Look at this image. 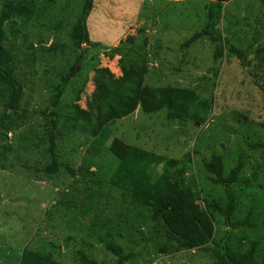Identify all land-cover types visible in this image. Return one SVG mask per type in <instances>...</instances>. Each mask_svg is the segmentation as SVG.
I'll use <instances>...</instances> for the list:
<instances>
[{
  "label": "rangeland",
  "instance_id": "374dc122",
  "mask_svg": "<svg viewBox=\"0 0 264 264\" xmlns=\"http://www.w3.org/2000/svg\"><path fill=\"white\" fill-rule=\"evenodd\" d=\"M62 1L57 0L56 3ZM84 2L73 0L66 5L63 2V15L56 10L54 14L49 11L45 19L48 25L59 22V19L64 20V31L43 28L42 20L28 23L24 28L15 22L11 29L16 34L8 41L17 57L12 72L24 87L22 106L15 115L25 119V122L14 119L12 125L18 129L0 132V264H16L23 248L37 250L45 243L56 246L53 242L56 231H50V235H47L45 228L53 223L62 229V222L48 220L52 209L84 205L92 214L100 211L103 220H116L119 214L116 208L121 199L117 191L106 185H102L103 189L93 185V189H89L91 184L81 180L78 174L70 177L64 168L58 177L53 178L42 171L36 172L34 168L40 170L41 165H45L46 146L40 143L39 148L27 150L19 147L25 146L22 140L24 135H29L28 139L32 141L30 145H36L38 138L42 137L39 129L55 121L59 136L62 135L57 141V154L62 156V166L78 169L87 157L92 140L80 131L66 134L60 123L75 103L85 108L94 89L91 79L95 67L107 68L114 77L121 75V62L135 68L144 67L147 70L145 85L148 87L192 89L200 97L213 100V109L202 126L167 122L165 110L155 115L139 110L114 122L109 126L110 134L106 136L105 144L97 148L96 161L103 166V177L95 175L94 178H86L88 180L103 181L106 172L114 168V157L121 155L120 148L113 143L114 138L175 160L190 154L194 163L190 164L187 177H192L196 167H201L202 160L207 159L210 153L222 154L224 159L230 160L224 165V172L227 173L231 161L234 164L240 151L244 150V140L264 143V129L261 127L264 124V65L255 54L257 49L264 48L262 0H234L226 4L216 29L224 41L244 53V65L227 51L224 58L214 61L212 55L216 44L208 37L199 39L190 47L185 46L206 26L207 0H96L86 28L89 40L97 46L91 48L82 45L75 53L65 48L64 53L57 54L58 45H71L68 38L72 27L70 24L81 16ZM159 27H167L170 31L164 33L157 29ZM128 37L132 41L126 40ZM253 39L255 42H252ZM81 51L86 56L76 74L69 77L70 69L67 68L64 78H59L66 64L68 67L76 64ZM81 89L80 100L76 102V95ZM24 110L28 114L22 113ZM237 113L246 120H234ZM26 117L29 119L26 120ZM31 131L38 138H34ZM245 153V169L241 172L240 181L248 189L243 188L240 192L242 210L245 214L249 209H255L252 222L256 227L255 236L259 239V256L262 260L264 188L261 186H264V160L260 159L259 152ZM26 166L31 169L26 170ZM161 170L160 167L155 169L154 179ZM90 171L94 172L96 168L92 167ZM255 177L254 184H250L249 179ZM202 178L199 183V187L205 188L202 195L209 194L221 201V192L207 185ZM224 230L217 227V240ZM133 233L137 236V232ZM141 233V237L147 239V231ZM124 234H121L122 238ZM73 237L76 238L75 243L70 244L71 248L80 247L79 237L75 233ZM82 239L84 243L81 248L88 256L106 264L112 263V256L101 243L95 239ZM140 242L124 241L122 244L119 240L126 252L135 250L137 253V257L128 264H147L146 253L150 252L151 246L146 247ZM57 243L60 246L57 259L65 262L71 253H67L60 242ZM198 256L202 255L182 252L169 257L151 253L149 264L205 263V258L196 261Z\"/></svg>",
  "mask_w": 264,
  "mask_h": 264
},
{
  "label": "trees",
  "instance_id": "16d2710c",
  "mask_svg": "<svg viewBox=\"0 0 264 264\" xmlns=\"http://www.w3.org/2000/svg\"><path fill=\"white\" fill-rule=\"evenodd\" d=\"M70 1L73 0H63L61 3H56L57 0H0L1 133L18 129L17 126L12 125V122L14 119L17 121L19 119L15 114L22 106L24 93L22 83L12 72L17 59L8 41L16 34V31L11 30L12 27L15 26V22H19L20 27L24 28L28 23L42 20L43 28L64 31L62 28L66 21L59 19V22L48 25L45 19L50 10L51 14L56 10L58 14L63 15L61 4L64 2L63 5H66ZM95 1L85 0L81 16L75 23L73 21L70 24L72 27L68 38L71 45L69 47L65 44L58 45L57 54L64 53L65 48L75 53V50L82 48V45L91 48L97 46L89 40L86 28V21L94 9ZM207 1L206 26L189 39L185 46L190 47L199 39L208 37L216 44L212 55L214 61L224 58L227 51V54L244 65L246 63L244 53L224 41L216 32L224 6L234 0ZM262 1L264 3V0ZM157 29L164 33L170 31L167 27ZM126 40L132 41V38L128 37ZM252 42L255 40L253 39ZM255 54L264 65V48L257 49ZM85 56L83 52L78 55L76 64L72 67L66 64L64 70L59 73V78H64L67 68L70 69L69 77L74 76ZM120 74V77H114L107 68L95 67L91 79L94 89L86 101L85 108L75 103L70 110H67L64 120H61L60 126L65 128L66 134L80 131L92 140L87 150V157L77 170L62 166V156L57 154V141L62 135L59 136V129L56 128L58 123L55 121L39 129L38 132L42 135L40 138L37 135L34 137L35 132L32 134L31 131L32 136L39 140L35 147L30 145L32 141L28 139L29 135L22 137L25 146H19L24 150L39 148L40 143L46 146L45 165L42 164L40 170L34 168L36 172L42 171L44 175L53 178L58 177L64 168L70 177L78 174L81 180L91 184L89 189H93V186L103 189L102 185H106L117 191L121 200L116 208L119 210L116 220H103L100 211L92 214L84 205L52 209L48 220L62 222V229H58L53 223L45 228L47 235H50V231H56L53 239L56 246L45 243L37 250L23 248L18 254L16 264H69V262L106 264L91 258L83 251L82 238L95 239L101 243L113 258L110 264H128L135 259L137 257L135 250L126 252L122 244L124 241L136 243L137 240L146 247L151 246L150 252L146 253L147 264L151 263V253L170 257L182 252H196L202 255L198 256L196 261L205 258L203 264H264V257L261 256V260L259 256V239L255 236L256 227L252 222L255 209H249L243 214L240 197L241 189H248L240 181L241 172L245 169V151L259 152L260 159L264 160V143L244 140L242 143L244 150L240 151L234 164L231 161L233 165H229L227 173L224 172V165L230 160L224 159L222 154L210 153L207 159L202 160L201 167H196L197 170L192 177H187V170L190 164L194 163L190 154L175 160L162 157L153 151L127 145L122 140L114 138L113 143L121 150L120 156L115 154L118 157H114L116 161L114 168L106 172L103 181L86 179L94 178L95 175L103 177L101 175L104 172L103 166L96 161L97 148L105 144L106 136L110 134L109 126L114 122L125 119L139 110L148 115H155L165 110L167 122L202 126L213 109V100L200 97L192 89L170 86L148 87L145 85L147 70L144 67L135 68L133 65L121 62ZM82 92L83 89L78 91L76 102H79V94ZM22 113L28 114L26 110ZM240 118L242 122L246 120V117L240 113L236 114L234 120L239 121ZM28 119L29 117H26V120ZM19 120L21 123L25 122L23 118ZM261 127L264 129V124ZM70 146L73 147L72 144ZM92 167L96 168V171H90ZM158 167L162 170L154 179L153 174ZM257 167L259 169V166ZM0 168H2L1 163ZM25 169L31 168L26 166ZM199 172L202 173V180L207 185L214 187L218 193L221 192V201L209 194L202 195L205 188L199 187L202 177H199ZM255 179L256 177L249 179L248 182L252 184ZM261 188L263 189L264 186L262 185ZM218 226L225 230L217 240ZM143 230L147 231V239L141 237ZM124 232L125 237L122 238L121 234ZM133 232H137V236H134ZM74 233L77 237L82 235L78 238L80 247L75 249L70 246L71 243H75ZM119 240L122 244H119ZM57 242L61 243L67 253H71L70 260L60 262L57 259L60 251Z\"/></svg>",
  "mask_w": 264,
  "mask_h": 264
}]
</instances>
